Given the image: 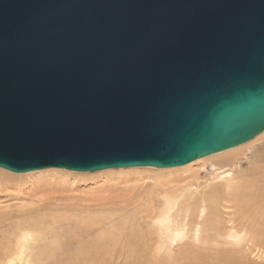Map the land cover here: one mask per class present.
Instances as JSON below:
<instances>
[{"label":"water","instance_id":"obj_1","mask_svg":"<svg viewBox=\"0 0 264 264\" xmlns=\"http://www.w3.org/2000/svg\"><path fill=\"white\" fill-rule=\"evenodd\" d=\"M264 133V0H0V169H171Z\"/></svg>","mask_w":264,"mask_h":264},{"label":"bare ground","instance_id":"obj_2","mask_svg":"<svg viewBox=\"0 0 264 264\" xmlns=\"http://www.w3.org/2000/svg\"><path fill=\"white\" fill-rule=\"evenodd\" d=\"M236 148L211 155L227 156L215 161L209 179L193 171L203 158L157 169L161 179L137 182L121 192L120 201L67 205L59 199L66 193L65 182L36 183L26 190L37 207L0 219V264H82L84 249L119 245L131 247L133 257L148 255L154 264H184L188 258L206 264H264V159L245 170ZM39 172L15 175L0 169V176L19 180ZM16 186L21 191L23 184ZM75 246L79 253L68 256L66 249ZM61 250L68 257L62 253L57 260V253L56 261H47Z\"/></svg>","mask_w":264,"mask_h":264},{"label":"rangeland","instance_id":"obj_3","mask_svg":"<svg viewBox=\"0 0 264 264\" xmlns=\"http://www.w3.org/2000/svg\"><path fill=\"white\" fill-rule=\"evenodd\" d=\"M236 150H239L237 152L242 153V155H240L239 157L241 158L242 167L245 170L249 169L251 165H253L254 163L256 164L260 160L264 159V134L260 135L255 140L251 141L250 143L245 144L242 147L236 148ZM221 156H227V155H218V157L211 156V157L203 158V160L200 163L194 166L193 171L197 173L201 179L202 177H204L203 180L209 179L210 173L213 171V168L217 165L215 161L218 158H221ZM177 168H180V167H177ZM171 169H174V168H171ZM58 170L59 169H56V170L48 169L47 171L41 170V172H39L36 175L21 177L22 179H19V180L18 179H15V180L8 179V178H4L0 176L1 177L0 178V214H2L0 215V219L2 216H3L2 218L15 217V215H17V213H19L21 210L24 211L25 209L28 210L31 208H36L37 207L36 205L37 202L35 201L36 199H34V201L36 202L35 203L33 199L29 198L31 196L29 195L30 192L29 194H27L28 193L27 190L32 189L33 187L32 185H36V183H38L37 185H39L43 183L44 181H51V183H54V184H56L55 182L57 183L65 182V185L63 184V186L65 187L63 189H67L65 191L66 193H63L62 195L63 197L59 198L60 202L63 204L72 205V204H78L82 202V204L85 203V204L94 205L97 203H103L105 201L123 200L124 197L122 196L121 192L137 184V182H143L145 180V182H147L148 184H153L152 180H154L155 182L161 179V173H159V170L157 169L155 170V168H142V169H137V170L128 169L124 171H109L110 173L106 172L103 174L100 172L76 173V172H67V171H62V170L58 171ZM162 170H167V169H160V171ZM35 172H31V173L33 174ZM8 173H11V172H8ZM178 174L179 173H175V174L173 173V176L177 178ZM15 175H24V174H15ZM180 175L181 174L178 175V178ZM173 176L169 178H174ZM21 183L23 184L22 190L21 191L15 190L18 187L16 186V184H21ZM10 186L12 187L15 186V187L9 189ZM115 189H117L118 191H115ZM105 193H109V195L107 194L108 195L107 199H105L106 198V196H104L106 195ZM101 194H104V195H101ZM49 202H52V200H49ZM76 247L77 246L69 247L67 248L68 250L65 248L66 251L69 252L68 256L76 255L79 253L78 247L77 248ZM65 249H62V250H65ZM62 250L61 252L58 251L54 253L53 255H51L52 259L47 258V261L49 260L53 262V260L57 258L58 255H61V256H59L57 260H59L60 258H63V256L67 252L64 251L65 252L64 253ZM132 250L133 249H131V247L129 248V246H125V245L124 246L119 245L117 247H110V248L109 247L108 248L107 247L106 248H103V247L86 248L84 249V252L80 253V256H82V258L83 257L85 258V259L83 258L84 259L83 263L82 261L80 262L82 264H85L86 262L91 264V261L95 260L97 264H108V263L109 264H154L153 259H151V257H149L147 253H146L147 257L141 258V256L140 257L137 256L136 253H135V256L133 257ZM86 251H88V253H86ZM140 251H141V248H140ZM62 253H63V256H62ZM66 256L67 255H65V257ZM148 257H149V260H147ZM188 259L185 260L186 263L183 261L184 264L205 263L203 261L195 262L190 258ZM209 264H213V263H209ZM216 264H224V263L221 262V263H216Z\"/></svg>","mask_w":264,"mask_h":264}]
</instances>
